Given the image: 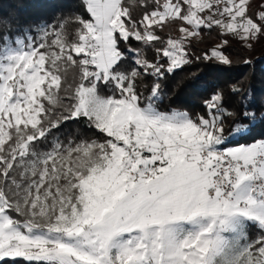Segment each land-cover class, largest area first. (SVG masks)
Masks as SVG:
<instances>
[{
	"label": "snow or ice",
	"instance_id": "6c2138e0",
	"mask_svg": "<svg viewBox=\"0 0 264 264\" xmlns=\"http://www.w3.org/2000/svg\"><path fill=\"white\" fill-rule=\"evenodd\" d=\"M32 7L0 15V264H264V98L165 90L264 41V0Z\"/></svg>",
	"mask_w": 264,
	"mask_h": 264
},
{
	"label": "trees",
	"instance_id": "16d2710c",
	"mask_svg": "<svg viewBox=\"0 0 264 264\" xmlns=\"http://www.w3.org/2000/svg\"><path fill=\"white\" fill-rule=\"evenodd\" d=\"M39 2L55 4L57 0H0V15L18 11L22 17L27 19L41 11L32 7L34 3ZM205 37V43L200 45L201 49L218 43L216 33H206ZM227 51L233 61L230 68L201 62L191 68H186L174 79L169 78L166 81L165 90L172 95L173 106L187 108L192 112L200 111V100L203 95L207 94L208 89L212 86H220L226 90L227 86L233 83L246 91H254L258 99L264 98V41L256 44L251 50H246L233 43ZM245 59L251 60L252 64H244ZM189 72L201 77L196 87L188 83L187 74ZM177 81L183 86L178 85Z\"/></svg>",
	"mask_w": 264,
	"mask_h": 264
}]
</instances>
